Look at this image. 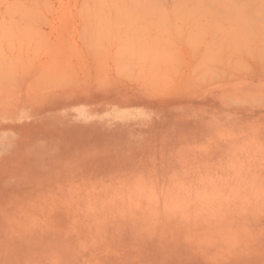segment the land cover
<instances>
[{"label": "rangeland", "instance_id": "374dc122", "mask_svg": "<svg viewBox=\"0 0 264 264\" xmlns=\"http://www.w3.org/2000/svg\"><path fill=\"white\" fill-rule=\"evenodd\" d=\"M17 1L0 0V264H264V0H163L158 25L137 4L116 28L92 0Z\"/></svg>", "mask_w": 264, "mask_h": 264}, {"label": "bare ground", "instance_id": "6f19581e", "mask_svg": "<svg viewBox=\"0 0 264 264\" xmlns=\"http://www.w3.org/2000/svg\"><path fill=\"white\" fill-rule=\"evenodd\" d=\"M1 1H2V0H1ZM3 1H4V0H3ZM5 1H7V0H5ZM15 1H17V0H15ZM23 1H25V0H23ZM29 1H32V0H29ZM39 1H40V0H39ZM39 1H38V2H39ZM42 1H43V0H42ZM44 1H45V0H44ZM46 1H47V0H46ZM85 1H86V0H85ZM88 1H89V0H88ZM88 1H87V2H88ZM90 1H91V0H90ZM92 1H94V3L91 4V5H93L94 7L90 5L91 7L88 8V7L86 6V8H87V9H86V10H87L86 12L88 13V12H89L88 9L91 10V8L93 7L92 9H93L95 12L92 10V11H90V13H91V12H92V13L94 12L95 15H97L96 13H98L99 16H100L101 18H103V16H104V17L106 18L107 21H108L107 18L109 17V16L107 17V16L105 15V14H107V11H110L111 13L115 12V10H116V11H119L120 13H119V12H115V14H114V13H113V14H114L115 16H116L117 14H119L120 17H121V11L124 12V15L122 14V18H124V17L126 16V17H125L126 20H125V18H124V20H123L122 18L119 19V16H118V15L116 16V17H118L117 19H116V17L113 15V16L115 17V18L113 19V18L111 17L112 15H110L111 19L109 20V22L106 21V23H107V24L109 23V26L111 25V27H114L113 25L115 24V21H116V20H117L116 24L118 23L119 20H120V22H121V20H123V21H122V22H123L122 25H124V21H127V20L129 21V20H130V18H127V16H130V17H131L132 14H134V15H132V16H135V14H136V16H137L136 19L140 17V19L143 18L142 20H144V19L146 20L147 17H148V19H149L150 17L152 18V16H153V17L155 16L154 18H155V20H156V15H155V14L157 13V14H158V16H157V19H158V20L160 19V16H161V19H160V20H161V21H160L161 23L164 21V18L166 17V15L164 16V15H161V14H160V13L162 12V10H163V11L165 10V9H163V7H164V6H163V3H164L163 0H161L160 2H159V0H156V1H158L159 4H158L157 2L154 3L155 0H148L149 2H148L147 0H144L143 2H141V0H92ZM145 1H146V3H145ZM152 1H153V3H152ZM174 1H175V0H174ZM179 1H180V0H179ZM189 1H191V0H189ZM189 1H188V3H189ZM196 1H198V0H196ZM202 1H203V0H202ZM205 1H208V0H205ZM217 1H218V0H217ZM217 1H216V2H217ZM219 1H220V0H219ZM221 1H223V3H227L226 0H221ZM221 1H220V2H221ZM234 1H236V0H234ZM234 1H231V2L235 3ZM253 1H254V0H253ZM260 1H262V0H260ZM17 2H18V1H17ZM33 2H34V1H33ZM139 2H140V3H139ZM147 2L149 3V5H151V7H152L155 11L152 12V8L149 7V5H148ZM150 2H151V3H150ZM161 2H162V4H161ZM165 2H166V0H165ZM180 2H182V0H181ZM185 2H186V0L183 1V3H182L181 6H180V4L178 3L179 8L181 7L180 10H182V6L185 4ZM199 2H200L202 5L204 4V3L201 2V0H200ZM203 2H204V1H203ZM237 2H238V1H237ZM237 2L235 3L236 5H237ZM14 3H16V2H14ZM19 3H20V2H19ZM39 3H41V2H39ZM45 3H46V2H45ZM143 3H144V5H143ZM173 3H174V2H173ZM175 3H176V2H175ZM186 3H187V2H186ZM200 3H199V4H200ZM211 3H212V2H211ZM218 3H219V2H218ZM228 3H229V2H228ZM233 3H232V5H233ZM243 3H245V2H244V1L242 2V6H243V5L245 6V4H243ZM246 3L249 5L250 2L247 1ZM253 3H256V2H253ZM257 3H260V2H257ZM257 3L255 4V7L257 6ZM263 3H264V1H263ZM11 4H12V3H11ZM35 4H36V3H35ZM35 4H33L34 7L38 5V4H36V5H35ZM43 4H44V2H42V5H43ZM47 4H49V3L47 2ZM84 4H85V3H84ZM86 4H87V3H86ZM137 4H138V7L140 8V10H139V8H138V9L136 8V10H138V12L135 10V11H132V12H131L132 14L129 15V14H128V13H130L129 10H132V7H133V6H134V7H135V6L137 7ZM146 4H147V5H146ZM152 4H155L156 7H157V5H159V6H158V8H155V6H153ZM193 4H194V3H193ZM209 4H210V3H209ZM240 4H241V3H240ZM240 4H238V5H240ZM261 4H262V3H261ZM21 5H22V4H21ZM29 5H30V4H29ZM170 5H171V4H170ZM189 5H190V4H189ZM189 5H188V6H189ZM202 5H201V7H202ZM205 5H206V4H205ZM216 5H217V3H216ZM14 6H15V4H14ZM24 6H25V5H24ZM31 6H32V5H31ZM140 6H141L142 8H141ZM146 6H147V9H148V7H149V9L151 8V10H150L149 12H151L152 15H151L150 13L148 14V10L145 9ZM162 6H163V7H162ZM173 6H174V5H173ZM184 6H185V7H184ZM184 6H183V10L186 8V5H184ZM196 6H197V5H196ZM196 6H195V7H196ZM213 6H215V5H213ZM222 6H223V5H222ZM229 6H231V5L229 4ZM234 6H235V5H234ZM258 6H259V4H258ZM8 7H9V6H8ZM11 7H13V5H12ZM21 7H22V6H21ZM26 7H27V6H26ZM44 7H45V6H44ZM127 7H130L131 9H130V8H127ZM134 7H133V10H134ZM168 7H169V6H168ZM176 7H177V6H176ZM189 7H190V6H189ZM189 7H188V8H189ZM193 7H194V6H193ZM195 7H194V8H195ZM198 7H199V6H198ZM203 7H204V6H203ZM207 7H209V6H207ZM210 7H211V5H210ZM218 7H219V5H218ZM225 7H227L226 4H225ZM240 7H241V6H240ZM240 7H239V8H240ZM250 7H251V6H249V8H250ZM252 7H254V5H253ZM252 7H251V8H252ZM255 7H254V8H255ZM22 8H23V7H22ZM31 8H32V7H31ZM41 8H42V7H41ZM126 8H127V9H126ZM164 8H165V7H164ZM188 8H186V9H188ZM194 8H193V9H194ZM219 8H221V6H220ZM219 8H217V9H219ZM234 8H235V7H234ZM237 8H238V7H237ZM246 8H248V7L245 6V7L243 8V11H244ZM257 8H258V7H257ZM257 8H256V9H257ZM260 8H261V7H260ZM262 8H263V7H262ZM16 9H17V7H16ZM37 9H38V8H37ZM42 9H43V8H42ZM46 9H47V8H46ZM99 9H100V10H99ZM128 9H129V10H128ZM141 9H143V10H141ZM144 9H145V10H144ZM156 9L159 10V13L157 12L158 10H156ZM160 9H162V10H160ZM196 9H197V8H196ZM199 9H200V8H199ZM203 9H204V8H203ZM215 9H216V8H215ZM8 10H9V8H8ZM8 10L6 9V11H8ZM35 10H36V9H35ZM39 10H40V9H39ZM101 10H102V12H103V14H102L103 16L100 14V13H102ZM146 10H147V11H146ZM169 10H170V9H169ZM172 10H173V9H172ZM178 10H179V9H178ZM178 10H177V11H174V14H173V12H171V11H170V13H171L172 15H175V13H177ZM183 10H182V11H179V12H184ZM191 10H192V9H191ZM208 10H209V9H208ZM208 10H207V12H208ZM228 10H229V9H228ZM249 10H251V9H249ZM249 10H248V11H249ZM252 10H254V9H252ZM263 10H264V9H263ZM9 11H11V10H9ZM13 11H14V12L19 11V9H17L16 11H15V10H13ZM21 11H22V10H21ZM28 11H29V10H28ZM97 11H98V12H97ZM126 11H129V12L127 13ZM140 11H145V12H147V14H146L145 12H140ZM203 11L205 12V10H203ZM212 11H213V10H212ZM220 11H222V10H220ZM236 11H237V10H236ZM239 11H240V10H239ZM239 11H238V12H239ZM255 11H256V10H255ZM26 12H27V11H26ZM26 12H25V13H26ZM38 12H40V11H38ZM99 12H100V13H99ZM123 12H122V13H123ZM125 12H126V13H125ZM135 12H136V13H135ZM139 12H140V13H139ZM155 12H156V13H155ZM189 12H190V9L188 10V13H189ZM193 12H195V11L192 10L191 13L194 14ZM197 12H199V11H197ZM204 12H203V13H204ZM229 12H230V11H229ZM259 12H260V10H259ZM259 12H258V13H259ZM7 13H8V12H7ZM87 13H86V14H87ZM137 13H138V14H137ZM153 13H154V15H153ZM163 13H164V12H163ZM163 13H162V14H163ZM184 13H185V12H184ZM188 13H187V16L190 15V14H188ZM217 13L220 14V12H217ZM217 13H216V14H217ZM222 13H223V12H222ZM233 13H234V12H233ZM23 14H24V13H23ZM29 14H30V12H29ZM35 14H36V13H35ZM39 14H40V13H39ZM108 14H109V13H108ZM126 14H127V15H126ZM142 14H143V16H145V15H146V16L143 17ZM166 14H167V13H166ZM177 14H180L179 17L181 16V13H177ZM204 14H205V13H204ZM212 14H213V13H212ZM223 14H224V13H223ZM226 14H227V13H226ZM226 14H225V15H226ZM229 14H230V13H229ZM244 14H248V13L246 12V13H244ZM255 14H256V13H255ZM262 14H263V13H262ZM95 15H94V16H95ZM138 15H139V17H138ZM167 15H168V14H167ZM169 15H170V14H169ZM195 15H196V12H195ZM205 15H207V14H205ZM209 15H210V14H209ZM213 15L215 16V14H213ZM230 15H231V14H230ZM233 15H234V14H233ZM233 15H232V17H233ZM241 15H242V14H241ZM7 16H8V15H7ZM90 16H91V15H89V17H90ZM94 16H93V18H94ZM162 16H163V19H162ZM184 16H186V15H184ZM219 16H220V15H219ZM248 16H249V15H248ZM254 16H256V15H254ZM29 17H30V16H29ZM35 17H36V16H35ZM100 17H98V19H97L96 16H95L94 19H97V21H98V20H100ZM141 17H142V18H141ZM158 17H159V18H158ZM171 17H172V16H170V19H171ZM175 17H178V16L175 15ZM190 17H191V16H190ZM198 17L200 18L199 14H198ZM211 17H212V16H211ZM223 17H224V16H223ZM227 17H228V15H227ZM237 17H238V16H237ZM239 17H240V16H239ZM246 17H247V15H245V18H246ZM250 17L252 18V16H250ZM263 17H264V16H263ZM20 18H21V17H20ZM33 18H34V16H33ZM33 18L31 17V19H33ZM37 18L39 19V17H37ZM37 18L34 19V20H37ZM154 18H152V21L154 20ZM181 18H182V16H181ZM188 18H189V17H187V18L185 19V21L188 20ZM191 18H192V17H191ZM206 18H207V17H206ZM220 18H222V17H220ZM235 18H236V17H235ZM240 18H241V17H240ZM257 18H258V17H257ZM260 18H261V17H260ZM17 19H18V18H17ZM89 19H90V18H89ZM94 19H93V20H94ZM112 19H113V20H112ZM118 19H119V20H118ZM132 19H133L134 22H135L134 17H131V23H130V22H127V23L131 24L130 27L132 26V23L134 24V22H133ZM166 19H168V20H167V22H168V21H169V18L166 17ZM166 19H165V20H166ZM173 19H174V18H172V20H173ZM183 19H184V18H183ZM194 19H195V18H194ZM196 19H197V17H196ZM201 19H202V18H201ZM209 19H210V18H209ZM211 19H212V18H211ZM226 19H227V18H226ZM233 19H234V17H233ZM238 19H239V18H238ZM241 19H242V18H241ZM253 19H254V17H253ZM3 20H4V18H3ZM90 20H91V19H90ZM114 20H115V21H114ZM145 20H144V21H145ZM162 20H163V21H162ZM176 20H177V19H176ZM179 20H180V18H179ZM179 20H178V21H179ZM199 20H200V19H199ZM199 20H198V22H199ZM220 20H221V19H220ZM220 20H218V22H220ZM235 20H236V19H235ZM13 21H14V20H13ZM20 21H21V20H20ZM20 21H17V23H19ZM113 21H114V23H111V24H110V22H113ZM136 21L139 22V19L136 20ZM174 21H175V19H174ZM178 21H177V22H178ZM182 21H183V20H182ZM185 21H184V22H185ZM190 21H191V20H190ZM190 21H189V22H190ZM205 21H206V20H205ZM216 21H217V20H216ZM221 21H222V20H221ZM236 21H238V20H236ZM240 21H241V20H240ZM244 21H245V20H244ZM247 21H248V20H247ZM249 21H250V20H249ZM249 21H248V22H249ZM251 21H252V20H251ZM258 21H259V19H258ZM261 21H262V20H261ZM261 21H259V22H261ZM21 22H22V21H21ZM30 22H33V21H30ZM35 22H36V21H35ZM100 22H101V25L103 24V26H104V23H105V22L102 23V22H103L102 20L98 21L97 24H99ZM120 22H119V24L122 23V22H121V23H120ZM156 22H157V20H156L154 23L157 24L158 22H157V23H156ZM193 22H195V23L198 24V22H196V20L193 21ZM206 22H207V21H206ZM218 22H217L216 24H218ZM254 22H255V21H254ZM262 22H263V21H262ZM4 23H5V21H3V23H2L1 26H3ZM9 23H10V22H9ZM9 23H8V24H9ZM12 23H13V22H12ZM26 23H27V22H26ZM86 23H87V22H86ZM146 23H147V22H146ZM146 23H145V25H146ZM148 23H149V22H148ZM152 23H153V22H152ZM154 23H153V25H154ZM165 23H166V21L164 22V24H165ZM173 23H174V22L172 21L171 24H173ZM178 23H180V22H178ZM178 23H175L174 25H176V24H178ZM199 23H200V22H199ZM207 23H208V22H207ZM212 23H213V22H212ZM212 23H211V24H212ZM220 23H221V22H220ZM231 23H233V22H231ZM243 23H244V22H243ZM251 23H252V22H251ZM251 23H250V24H251ZM256 23H257V21H256ZM10 24H11V23H10ZM27 24H28V23H27ZM31 24H32V23H31ZM107 24H106L105 26H107ZM112 24H113V25H112ZM116 24H115V25H116ZM125 24H126V23H125ZM138 24H139V23H138ZM166 24H167V23H166ZM169 24H170V23H169ZM181 24H182V23H181ZM189 24H192V26L195 27V28H196V26H198V25H196V24H195L196 26L193 25L194 23H189ZM216 24H215V25H216ZM227 24H230V23L227 22ZM241 24H242V23H241ZM24 25H25V23H24ZM24 25H23V26H24ZM28 25H29V24H28ZM86 25H87V24H86ZM88 25H89V24H88ZM101 25H99V26H101ZM134 25H135V24H134ZM140 25H141V27H143L142 22H141ZM140 25H139V26H140ZM157 25H158V24H157ZM159 25H160V23H159ZM185 25L187 26L186 23H185ZM201 25L203 26V23H201ZM212 25H213V24H212ZM234 25H235V23H234ZM243 25H244V24H243ZM247 25H248V24H247ZM256 25H257V24H256ZM258 25H259V24H258ZM13 26H14V25H13ZM19 26H20V25H19ZM37 26H39V25H37ZM93 26L95 27L96 25H93ZM103 26H102V27H103ZM105 26H104V27H105ZM128 26H129V25L127 24V27H128ZM150 26H152V25H150ZM161 26H162L161 29H163V27H165V25L163 26V24H162ZM166 26H167V25H166ZM179 26L181 27V25H179ZM188 26L191 27V25H188ZM217 26H218V25H217ZM231 26H232V25H231ZM231 26H230V27H231ZM239 26H240V25H239ZM250 26H251V25H250ZM253 26H254V25H253ZM259 26H260V25H259ZM261 26H262V25H261ZM263 26H264V25H263ZM4 27H5V26H4ZM8 27H9V26H8ZM14 27H15V26H14ZM28 27H29V26H28ZM90 27H91V26H90ZM96 27H98V26H96ZM102 27H100V28H102ZM117 27H118V26H117ZM119 27H121V26H119ZM123 27L125 28V26H123ZM123 27H122V28H123ZM130 27H129V28H130ZM132 27H133V26H132ZM136 27H137V26H136ZM146 27H148V25H147ZM156 27H157V26H156ZM156 27H155V28H156ZM172 27H174V26H172ZM176 27H177V26H176ZM190 27H189V28H190ZM193 27H191V28H193ZM198 27H199V26H198ZM208 27H209V26H208ZM213 27H214V25H213ZM213 27H212V28H213ZM222 27L225 28V26H222ZM232 27H233V26H232ZM232 27H231V28H232ZM256 27H257V26H256ZM17 28H18V27H17ZM31 28H33V27L31 26ZM92 28H93V27H92ZM114 28H116V27H114ZM122 28H121V29H122ZM139 28H140V27H139ZM139 28H137V29H139ZM167 28H169V26H167ZM184 28H185V26H184ZM199 28H200V27H199ZM199 28H198V29H199ZM235 28H237V27H235ZM238 28H239V30H240V27H238ZM253 28H254V27H253ZM8 29H9V28H8ZM15 29H16V27H15ZM109 29H110V28H109ZM127 29H128V28H127ZM131 29H132V28H131ZM133 29H136V28L134 27ZM140 29H141V28H140ZM140 29H139V30H140ZM143 29H144V27H143ZM147 29H148V28H147ZM147 29H146V30H147ZM152 29H153V26H152ZM174 29L176 30V28H174ZM178 29H182V28H178ZM198 29H197V30H198ZM203 29H204V28H203ZM219 29H220V28H219ZM232 29H233V28H232ZM246 29H248V28H246ZM254 29H255V30H256V29L259 30V28H254ZM262 29H263V27H262ZM10 30H12V29H10ZM10 30H9V31H10ZM22 30H23V28H22ZM31 30H32V29H31ZM93 30H94V29H93ZM99 30H100V29H99V27H98V31H99ZM103 30H104V28H103ZM103 30H102V32H103ZM107 30H108V29H107ZM113 30H114V29H113ZM148 30H149V29H148ZM170 30H171V28H169V31H170ZM175 30H174V31H175ZM185 30H187V29H185ZM200 30H201V29H200ZM207 30H208V28H207ZM209 30H210V28H209ZM211 30H213V29H211ZM220 30H221V29H220ZM220 30H219V31H220ZM233 30H234V29H233ZM235 30H236V29H235ZM255 30H253L254 33H255ZM258 30L256 31L255 34H257ZM5 31H6V30H5ZM18 31H20V30H18ZM18 31H17V32H18ZM28 31H29V30H28ZM94 31L96 32V30H94ZM105 31H106V30H105ZM116 31H117V29H116ZM127 31H128V30H127ZM142 31H143V30H142ZM149 31H150V30H149ZM153 31H154V29H153ZM155 31H156V30H155ZM159 31H160V30H159ZM161 31H162V30H161ZM161 31H160V32H161ZM165 31H166V30H165ZM165 31H164V32H165ZM183 31H184V30H183ZM191 31H192V30H191ZM194 31H195V30H194ZM198 31H199V30H198ZM260 31H261V30H260ZM91 32H92V30H91ZM121 32H122V31H121ZM137 32H138V31H137ZM137 32H136V33H137ZM139 32H140V31H139ZM144 32H145V31H144ZM144 32H142V34H143ZM147 32H148V31H147ZM162 32H163V31H162ZM166 32H167V31H166ZM178 32H180V30H179ZM185 32H186V31H185ZM210 32H211V31H210ZM224 32H225V31H224ZM228 32H229V31H228ZM231 32H232V31H231ZM240 32H241V30H240ZM244 32H245V31H244ZM6 33H7V32H6ZM9 33H10V32H9ZM14 33L16 34V32H14ZM98 33H99V32H98ZM125 33H126V31H125ZM130 33H132V32H130ZM133 33H134V35H133L132 37H135V32L133 31ZM171 33H172V32H171ZM173 33H174V32H173ZM196 33H197V32H196ZM200 33H201V31H200ZM203 33H204V32H203ZM215 33H216V32H215ZM215 33H214V34H215ZM225 33H226V32H225ZM225 33H224V34H225ZM260 33H263V32H260ZM91 34H92V33H91ZM96 34H97V33H96ZM112 34H113V33H112ZM114 34H115V33H114ZM144 34L146 35V33H144ZM158 34H160V33L158 32ZM158 34H157L156 36H158ZM169 34H170V33H169ZM174 34H175V33H174ZM177 34H178V33H177ZM179 34H180V33H179ZM190 34H191V32H190ZM201 34H202V33H201ZM217 34H218V33H217ZM248 34H249V33H248ZM1 35H2V34H1ZM6 35H7V34H6ZM28 35H29V32H28ZM30 35H31V34H30ZM32 35L35 36L34 34H32ZM93 35H94V33H93ZM101 35H102V34H101ZM103 35H104V34H103ZM109 35H110V34H109ZM116 35H117V34H116ZM130 35H131V34H129V36H130ZM138 35H140V34H138ZM161 35H162V34H160V36H161ZM183 35H184V34H183ZM183 35H182V36H183ZM196 35H197V34H196ZM198 35H199V34H198ZM227 35H228V34H227ZM236 35H237V33H236ZM236 35H235V36H236ZM260 35H261V34H260ZM3 36H4V35H3ZM14 36H15V35L13 34V37H14ZM18 36H19V35H18ZM18 36H15V37H18ZM26 36H27V35H26ZM26 36H25V37H26ZM85 36H86V35H85ZM91 36H92V35H91ZM91 36H90V37H91ZM98 36H99V35H98ZM98 36L96 35V37L94 36L95 38H94V37H93V38L96 39ZM105 36H106V34H105ZM146 36H147V35H146ZM146 36H145V37H146ZM148 36H150V35H148ZM175 36H176V35H175ZM182 36H181V38H182ZM184 36H187V33H186V35H184ZM201 36H202V35H201ZM205 36H206V35H205ZM207 36H208V35H207ZM211 36H212V35H211ZM219 36H220V32H219ZM241 36H242V35H241ZM244 36H245V34H244ZM246 36H247V35H246ZM257 36H258V34H257ZM257 36H256V37H257ZM9 37H10V36H9ZM9 37H5V39H6V38H9ZM99 37H100V36H99ZM107 37H109V36H107ZM124 37H125V36H124ZM151 37H152V36H151ZM170 37H171V36H170ZM170 37H169V38H170ZM176 37H177V36H176ZM216 37H217V36H216ZM233 37H234V35H233ZM236 37H237V36H236ZM236 37H235V38H236ZM242 37H243V36H242ZM35 38H36V37H35ZM127 38H128V37H127ZM137 38H139V37H137ZM140 38H141V37H140ZM142 38H143V37H142ZM142 38H141V39H142ZM152 38H153V37H152ZM154 38H155V36H154ZM162 38H163V36H162ZM169 38H168V39H169ZM177 38H178V37H177ZM179 38H180V37H179ZM184 38H186V37H184ZM205 38H206V37H205ZM209 38H211V37H209ZM218 38H220V37H218ZM227 38L230 39L229 36H228ZM231 38H232V37H231ZM239 38H240V36H239ZM239 38H236L235 40H237V39H239ZM258 38H259V37H258ZM12 39H14V38H12ZM20 39H22V38H20ZM31 39H32V37H31ZM91 39H92V38H91ZM94 39H93V41H95ZM99 39H100V38H99ZM101 39H102V38H101ZM109 39H110V38H109ZM123 39H124V38H123ZM149 39H151V38L149 37ZM155 39H156V38H155ZM160 39H161V38H160ZM173 39H174V38H173ZM213 39H214V38H213ZM222 39H223V38H222ZM248 39H249V38H248ZM263 39H264V38H263ZM16 40H17V38H16ZM104 40H105V39H104ZM104 40H103V41H104ZM117 40H118V39H117ZM128 40H129V39H128ZM130 40H131V39H130ZM133 40H134V39H133ZM133 40H132V42L134 43L135 40H134V41H133ZM139 40H140V39H139ZM139 40H138V41H139ZM145 40H146V43H147L148 38H145ZM152 40L154 41V39H152ZM162 40H163V39H162ZM169 40H170V39H169ZM175 40H176V39H175ZM179 40H181V39H179ZM192 40L194 41V39H192ZM204 40H206V39H204ZM220 40H221V39H220ZM243 40H244V39H243ZM254 40H255V39H254ZM10 41H11V39H10ZM18 41H20V40L18 39ZM89 41H91V40L89 39ZM89 41H88V42H89ZM103 41H102V42H103ZM143 41H144V39H143ZM143 41H142V42H143ZM156 41H157V40H155V42H156ZM158 41H159V39H158ZM216 41H217V40H216ZM218 41H219V39H218ZM218 41H217V42H218ZM245 41H246V40H245ZM245 41H244V42H245ZM257 41H258V40H257ZM12 42H13V40H12ZM16 42H17V41H16ZM106 42H107V41H106ZM118 42H120V41L118 40ZM127 42H128V41H127ZM129 42H130V41H129ZM135 42H136V41H135ZM173 42H174V41H173ZM176 42H177V40H176ZM199 42H200V41H198V43H199ZM206 42H207V41H206ZM220 42H221V41H220ZM225 42H226V41H224V43H225ZM233 42H234V41H233ZM259 42H261V40H259ZM259 42H258V43H259ZM89 43H90V42H89ZM103 43H104V42H103ZM150 43H151V42H150ZM161 43H162V41H161ZM200 43H201V42H200ZM203 43H204V42H203ZM203 43H202V44H203ZM237 43H238V42H237ZM240 43H241V42H240ZM249 43H250V42H249ZM253 43H254V42H253ZM253 43H252V44H253ZM263 43H264V42H263ZM121 44H122V42H121ZM136 44H137V42H136ZM147 44L150 45L149 43H147ZM147 44H146V45H147ZM210 44H212V43H210ZM228 44H229V43H228ZM244 44H245V43H244ZM256 44H257V43H256ZM18 45H19V44H18ZM22 45H23V44H22ZM143 45H144V44H143ZM159 45H160V43H159ZM205 45H206V44H205ZM226 45H227V44H225V46H226ZM233 45H235V43H234ZM237 45H240V44H237ZM253 45H255V44H253ZM263 45H264V44H263ZM98 46H99V45H98ZM124 46H126V44H125ZM124 46H123V47H124ZM130 46H131V45H130ZM144 46H145V45H144ZM150 46H151V45H150ZM156 46H157V45H156ZM156 46H155V47H156ZM167 46H168V45H167ZM213 46H214V45H213ZM215 46H216V44H215ZM220 46H221V45H220ZM245 46H246V45H245ZM255 46H256V45H255ZM259 46H260V44H259ZM259 46H258V47H259ZM93 47H94V46H93ZM93 47H92V48H93ZM209 47H210V46H209ZM211 47H212V46H211ZM222 47H224V45H223ZM234 47H235V46H234ZM118 48H119V47H118ZM142 48H143V46H142ZM149 48H150V47H149ZM168 48H169V47H168ZM199 48H200V47H199ZM201 48H202V46H201ZM205 48H206V47H205ZM207 48H208V47H207ZM220 48H221V47H220ZM21 49H22V47H21ZM155 49H156V48H155ZM160 49L162 50L161 47H160ZM194 49H195V48H194ZM203 49H204V48H203ZM209 49H210V48H209ZM215 49H216V47H215ZM221 49H222V48H221ZM225 49H226V48H225ZM231 49H232V47H231ZM251 49H253V47H252ZM1 50H2V48L0 49V51H1ZM123 50H124V49H123ZM123 50H122V51H123ZM147 50H148V49H147ZM150 50H151V49H150ZM164 50H165V49H164ZM201 50H202V49H201ZM205 50H206V49H205ZM212 50H213V49H212ZM257 50H258V49H257ZM100 51H102V50H99V52H100ZM153 51H155V50H153ZM158 51H160V50H158ZM213 51H214V50H213ZM219 51H221V50H219ZM227 51H228V50H227ZM239 51L242 52V50H239ZM239 51H238V52H239ZM13 52H14V51H13ZM23 52H24V51H23ZM144 52H145V51H144ZM164 52H165V51H164ZM197 52H198V51H197ZM10 53H11V52H10ZM20 53H21V52H20ZM92 53H93V52H92ZM117 53H118V52H117ZM146 53H147V52H146ZM151 53H152V52H151ZM151 53H150V54H151ZM162 53H163V52H162ZM194 53H195V52H194ZM205 53H206V51H205ZM209 53H211V52H209ZM212 53H213V52H212ZM216 53H217V52H216ZM220 53H221V52H220ZM222 53H223V51H222ZM1 54H3L2 51H1ZM4 54H5V53H4ZM159 54H160V53H159ZM163 54H164V53H163ZM234 54H235V53H234ZM252 54H253V53H252ZM5 55H6V54H5ZM9 55H10V54H9ZM94 55H95V53H94ZM98 55H99V54H98ZM120 55H121V54H120ZM135 55H136V54H135ZM160 55H161V54H160ZM201 55H202V54H201ZM215 55H216V54H215ZM257 55H258V54H257ZM263 55H264V53H263ZM12 56H13V55H12ZM117 56H118V55H117ZM146 56H147V55H146ZM161 56H162V55H161ZM205 56H206V55H205ZM211 56H212V55H211ZM217 56H218V55H217ZM224 56H225V55H224ZM224 56H223V57H224ZM242 56H243V55H242ZM6 57H7V56H6ZM21 57H22V55H21ZM122 57H123V56H122ZM129 57H130V56H129ZM136 57H138V56L136 55ZM206 57H207V56H206ZM249 57H250V56H249ZM0 58H1V57H0ZM2 58H3V56H2ZM124 58H126V57H124ZM147 58H148V57H147ZM151 58H152V57H151ZM159 58H160V56H159ZM212 58H214V57H212ZM229 58H230V56H229ZM236 58H237V57H236ZM4 59H5V58H4ZM16 59H17V58H16ZM203 59H204V58H203ZM210 59H211V58H210ZM210 59H209V60H210ZM214 59H215V58H214ZM233 59H234V58H233ZM233 59H232V60H233ZM247 59H248V58H247ZM250 59H251V58H250ZM163 60H164V59H163ZM232 60H231L230 64L233 62ZM241 60H242V59H241ZM253 60H254V59H253ZM4 61H6V60H4ZM8 61H9V59H8ZM133 61H134V60H133ZM133 61H132V62H133ZM147 61H148V60H147ZM203 61H205V60H203ZM242 61H243V60H242ZM242 61H241V62H242ZM13 62H14V61H13ZM158 62H159V61H158ZM162 62H163V61H162ZM217 62H218V61H217ZM223 62H224V61H223ZM1 63H2V62H1ZM16 63H17V61H16ZM18 63H19V62H18ZM18 63H17V64H18ZM129 63H130V62H129ZM135 63H136V62H135ZM137 63H138V62H137ZM199 63H200V62H199ZM206 63H207V62H206ZM206 63H205V64H206ZM242 63H245V62H242ZM139 64H140V63H139ZM217 64H218V63H217ZM222 64H223V63H222ZM9 65H10V64H9ZM211 65H212V64H211ZM214 65H215V64H214ZM215 66H216V65H215ZM244 66H245V65H244ZM205 67H206V66H205ZM209 67H210V64H209ZM217 67H218V65H217ZM221 67H222V66H221ZM221 67H219V68H221ZM207 69H208V68H207ZM233 69H234V68H233ZM235 69H236V68H235ZM152 70H153V68H152ZM166 70H167V67H166ZM204 70H205V69H204ZM209 70H210V69H209ZM229 70H230V69H229ZM237 70H238V69H237ZM252 70H253V69H252ZM6 71H7V70H6ZM167 71H168V70H167ZM199 71H200V70H199ZM241 71L243 72V70H241ZM224 72H225V71H224ZM252 72H253V71H252ZM262 72H263V71H262ZM5 73H6V72H5ZM217 73H219V72H217ZM221 73H222V72H221ZM249 73H250V72H249ZM263 73H264V72H263ZM263 73H262V74H263ZM223 74H225V73H223ZM230 74H231V73H230ZM230 74H229V75H230ZM233 74H234V72H233ZM236 74H237V73H236ZM236 74H235V75H236ZM239 74H241V73H239ZM246 74H247V73H246ZM250 74H251V73H250ZM248 75H249V74H248ZM5 76H6V75H5ZM170 76H171V75H170ZM189 76H191V75H189ZM194 76H195V75H194ZM219 76H220V74H219ZM222 76H224V75H222ZM233 76H234V75H233ZM197 77H199V76H197ZM202 77H203V76H202ZM220 77H221V76H220ZM250 77H251V75H250ZM15 78H16V77H15ZM233 78H235V77H233ZM233 78H232V79H233ZM3 79H4V78H3ZM193 80H194V79H193ZM204 80H205V79H204ZM217 81H218V80H217ZM18 82H19V81H18ZM18 82H17V83H18ZM193 82H194V81H193ZM215 82H216V81H215ZM12 84H13V83H12ZM211 84H212V83H211ZM214 84H215V83H214ZM207 85H209V84H207ZM1 86H5V87H3V88L5 89L6 86H7V84H6V85H1ZM14 86H15V85H14ZM14 86H13V88H14ZM204 86H206V85H204ZM216 86H217V85H216ZM9 87H10V88L12 87L11 84H10ZM0 89H2V88L0 87ZM5 90L8 91V87H7V89H5ZM5 90L2 91V92H5V93H6ZM199 90H200V89H199ZM201 90H202V88H201ZM11 91H13V90H11ZM7 93H8V92H7ZM1 96H2V95H1ZM2 98H3V97H2Z\"/></svg>", "mask_w": 264, "mask_h": 264}]
</instances>
